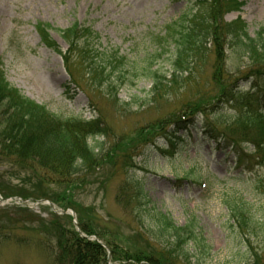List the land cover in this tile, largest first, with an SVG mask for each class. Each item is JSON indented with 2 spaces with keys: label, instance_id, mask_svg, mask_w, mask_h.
Wrapping results in <instances>:
<instances>
[{
  "label": "rangeland",
  "instance_id": "1",
  "mask_svg": "<svg viewBox=\"0 0 264 264\" xmlns=\"http://www.w3.org/2000/svg\"><path fill=\"white\" fill-rule=\"evenodd\" d=\"M197 1L0 0V64L7 82L58 119H99L102 131L106 132L107 136L96 138L102 145V167L95 170L88 183L76 185L69 207L74 211L72 220L78 222V227L81 217L92 224L95 237L107 247L105 254L95 258L98 264L133 262L117 260L110 247L113 244L130 256L134 252H148V247L158 252L166 247L164 237L150 233L145 235L146 239L141 235L143 228L135 222L134 204L123 203L125 195L129 199L137 195L139 186L145 198L141 201L143 208L168 215L178 227L193 223L209 252L204 264H247L249 259L244 235L231 228L223 200L243 193L245 198L257 201L256 205L261 204V194L253 192L255 177L241 173L229 156L230 150L223 144L210 142L200 126L196 132H179L173 139L163 135L168 129L159 130L162 120H167L171 112L196 101L201 94L206 105L212 103L219 92L218 85L202 87L204 90L194 94L175 90L168 94L169 99L151 103V83L143 77L144 56L151 55L158 45L155 37L163 36L165 27ZM207 1L208 5L213 2ZM237 1L241 5L235 11L226 13L227 9L220 8L217 21L228 23L240 17L247 25L248 34L254 37L264 27V0ZM75 21L92 29L98 38L95 45L99 51L111 54L112 50H118L125 58V67L127 64L137 67L129 79L128 75L118 79L123 83L117 91L118 102L110 97L107 88L86 86L78 81L74 84V79L81 77L80 66L70 62L69 73L62 58L41 42L36 31L38 23L50 25L51 40L65 53L67 46L60 30ZM168 47L165 45L166 52L158 60L167 72L171 55ZM214 60V54L210 53L204 64L195 66L194 75L211 83V76L219 75L213 68ZM244 62L245 59H235L232 51L223 47L225 69L233 73ZM133 74L138 77H132ZM222 75L225 78V73ZM238 87L243 89L242 93L249 90L245 81L238 82ZM222 106L223 116L230 121L232 110L228 105ZM87 143L93 146L94 139L88 138ZM250 165L256 174H263L262 166L255 162ZM109 167L113 169L108 170ZM45 179L36 180L34 172L17 166L0 151V264H59L56 237L48 227L53 219L48 206L3 204L7 197L39 195L32 188L36 183L42 191L61 201L63 186L67 185ZM103 179L107 183L99 185ZM255 210L260 221L250 241L255 249L264 251V213L257 206ZM62 224L69 232L74 226L68 221Z\"/></svg>",
  "mask_w": 264,
  "mask_h": 264
},
{
  "label": "trees",
  "instance_id": "2",
  "mask_svg": "<svg viewBox=\"0 0 264 264\" xmlns=\"http://www.w3.org/2000/svg\"><path fill=\"white\" fill-rule=\"evenodd\" d=\"M206 3L205 0L199 1L201 7L195 14L179 17L167 26L166 38L163 40L168 39L172 45L169 71H164L157 62V55L161 53L157 54V50H153L150 58L145 56L149 61H146L147 65L142 68L146 72L143 77L151 83V103L169 99L168 94L175 90L192 91L194 94L205 87L218 85L219 92L209 105L201 100V94L196 101L187 102L184 108L171 112L167 120H162L159 130L173 126L169 134L174 135L179 130H195L199 124L202 133L211 140H222L218 145L223 144L231 150L237 166H248L246 163L250 159L264 168V27L251 37L240 18L225 24L217 21L219 9L237 8V0H213L208 7ZM36 28L41 40L63 57L69 72L70 62L80 66L81 77L75 81L83 82L86 86L107 88L111 91L110 97L118 102L117 88L122 83L118 79L124 75V64L117 51H111L109 54L105 50L94 48L91 43L94 38L91 29L74 22L61 31L62 38L68 45V52L63 55L50 40L48 26L38 24ZM209 42L210 47L207 46ZM224 46L232 51L235 59L246 60L242 67L233 73L225 69L222 63ZM210 53L215 56L213 68L219 73L217 77L211 76V83V80L205 81L194 75L195 66L198 63L204 64ZM243 80L247 81L250 87L247 93L240 92L242 89L238 87V82ZM251 90H255L258 95L251 93ZM222 104L229 105L233 110L230 121L223 116ZM101 125L99 119L79 121L53 117L45 107L22 96L6 81L0 70L1 153L4 157L13 159L17 166L34 172L35 179L40 182L47 181V177L51 178L52 182L67 185L63 186L61 201L42 191L37 183L32 184V188L36 189L39 195L28 193L24 194V197L48 198L62 208L70 207L72 191L78 187L76 185L88 183L87 178L91 179L95 170L100 171L102 167V145L98 141L94 142L93 146L87 144L88 137L107 136ZM244 151L248 152L249 156L243 153ZM101 173L103 177H107L105 173ZM103 183L105 185L107 180H101L99 185ZM258 190L263 196L259 205L238 195L226 196L223 200L224 208L231 219L230 226L244 235V243L249 252L247 264H264V251L255 249L250 241L260 221L257 218L256 206L264 213V173L256 176L254 192L258 193ZM133 198L129 199L125 195L123 203L126 206L134 204L135 222L143 228L141 235L150 236L151 233L154 237H164L166 247L159 252L148 247V252H134L130 256L113 244L117 248L113 245L110 247L114 249L112 253L117 260H132L136 264H204L208 250L205 249L200 233L196 232L193 223L178 227L168 215L143 208L141 186L137 187V195ZM64 221L70 222V218L54 216L48 224L56 237L57 263L98 264L95 258L105 254L106 250L94 241L81 238L72 228L70 232L63 229ZM91 226L92 224L86 223L80 217V229L86 236L94 235ZM145 238L147 239L146 236ZM106 245L109 247L107 243Z\"/></svg>",
  "mask_w": 264,
  "mask_h": 264
}]
</instances>
